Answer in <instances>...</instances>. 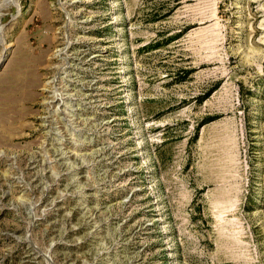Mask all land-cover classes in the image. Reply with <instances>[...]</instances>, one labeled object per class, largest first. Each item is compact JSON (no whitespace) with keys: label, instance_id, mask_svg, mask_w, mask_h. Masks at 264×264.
Returning <instances> with one entry per match:
<instances>
[{"label":"rangeland","instance_id":"rangeland-1","mask_svg":"<svg viewBox=\"0 0 264 264\" xmlns=\"http://www.w3.org/2000/svg\"><path fill=\"white\" fill-rule=\"evenodd\" d=\"M0 264H264V0H0Z\"/></svg>","mask_w":264,"mask_h":264}]
</instances>
